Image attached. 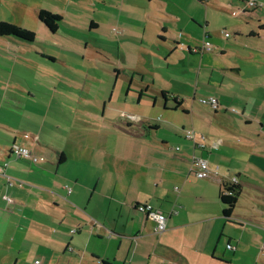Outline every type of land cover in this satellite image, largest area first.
<instances>
[{
	"label": "crops",
	"instance_id": "0c3cea01",
	"mask_svg": "<svg viewBox=\"0 0 264 264\" xmlns=\"http://www.w3.org/2000/svg\"><path fill=\"white\" fill-rule=\"evenodd\" d=\"M66 1L94 7L90 11L84 6L89 11L72 15L84 31H99L94 15L99 7L111 6L112 19L126 31L133 17L124 12L138 3L147 7L145 18L165 30V35L158 33L157 41L170 45L163 48L169 55L183 47L167 36L169 28L163 19L175 20L186 30L188 52L197 46L189 38L195 24L190 10L176 15L167 11L166 0ZM217 1L232 12L244 9L248 1L262 7L245 9L230 20V37H223V45L212 46L209 54L222 65L224 76L208 96L216 98L218 109L211 114L205 113L206 108L200 110L192 121L175 127L180 144L174 148L168 145L166 133L157 136L159 125L144 124L143 109L137 114L130 109L135 104L112 107L120 114L115 121L105 118L109 104L102 102L100 113L85 108L81 99L73 100L71 107L64 101L72 100V95L68 98L60 90L63 80L70 79L66 71L73 70L64 53L71 52L82 61L91 50L105 58L116 81L126 80V99L132 86L147 85L138 94L137 104L142 106L150 86L143 77L137 80L134 52L143 49V38L140 45L128 35L114 38L111 51L69 40L68 34H59V26L56 34L46 33V39L60 41L56 45L63 54L43 55L64 70L47 88L38 79L24 78L22 71L4 78L0 66V264H34L36 260L43 264H235L241 259L245 264H264V0ZM152 5L155 10L150 13ZM53 14L61 22L67 20L63 13ZM155 14L160 18H151ZM219 37L215 39L222 40ZM3 44L9 51L23 48ZM85 74L83 79H88ZM121 115L128 120H121ZM74 121L78 124H71ZM186 132L203 138L204 147L194 148ZM14 145L27 147L31 159H16L11 152ZM192 157L207 162V178H196ZM232 187L240 196L231 217L225 219L220 195L227 196ZM141 204L167 216L164 232L157 233L155 221L136 210ZM82 228L98 232L75 236ZM94 235L101 242L96 250L89 244Z\"/></svg>",
	"mask_w": 264,
	"mask_h": 264
},
{
	"label": "rangeland",
	"instance_id": "374dc122",
	"mask_svg": "<svg viewBox=\"0 0 264 264\" xmlns=\"http://www.w3.org/2000/svg\"><path fill=\"white\" fill-rule=\"evenodd\" d=\"M166 1L168 2L167 11L179 15L181 13L185 14V12L190 10V14L194 16L195 20L193 22L195 24L192 27L194 32L189 38L197 45L196 47L193 46L195 49H199L204 41H208L211 44V48L212 46L214 47L215 44L220 43V45H223V32L229 35L232 34L229 27L230 20L241 16L240 12L236 13L238 11L234 13L229 9L221 8L217 0H194V3L191 0ZM140 2L142 3L141 0ZM222 2L226 3L227 0H222ZM136 4L139 6L124 12V16L133 17L132 25H130L126 31H124L125 29H123L122 25L115 23L112 19V6L110 8L101 9L96 5L99 7L100 11L95 13L94 19L99 22L100 29L99 31L90 32L80 29L82 23L72 17V15H81L93 9L94 7L89 3L84 5L89 9L88 10L84 6L78 5L76 1L69 3L68 1L64 2V0H0V21L21 27L35 34L33 43H25L12 37L1 38L0 66L4 67V78L13 74L16 75L17 72L22 71L24 78H32L33 80L38 79L40 85L47 88L50 82H54L53 78L60 75V72H63L64 69L61 65L49 63V59L43 55V52H54L61 55L63 53L58 50L59 46L56 45L60 41L53 43L51 40L46 39L49 31L37 18V13L40 10H45L52 14L63 13L62 15H65L67 20L58 23L60 26L59 34H68L69 40H78L80 44L88 43V45L92 46H103L113 51L110 46L114 38L128 35V38L133 40L136 45H140L143 38V49H138L134 52L135 63L138 68L137 74H139V76H137L136 73L133 75L135 78L137 76V80L143 77L150 86L147 91L148 94H143L142 106L137 104L138 94L140 92L139 90L147 85L140 86L135 84L131 87L132 92L128 94V99H126V89L128 85L126 80L119 78L116 81L113 68L108 65L105 58L96 56L91 50H88V54L82 61L80 57H76L74 54H71V52L64 53L68 58L67 60H70L69 63L71 68L77 70V72L73 70L66 71L65 77L70 79H68L67 82L63 80L64 83H62L60 90H62L68 98H71L72 95V100L64 101L66 105L69 104L71 107L74 103L73 100L76 102L83 100L82 104L85 108H93L95 113H100L102 102L109 104L107 106L109 110L105 118L114 119L115 121L120 114L118 113L116 115L113 109L121 107L124 102L132 105L135 104V107L132 108V106H130V109L136 114L143 109L140 114L142 113L141 116L143 117L144 124L159 125L160 129L157 136L161 138L160 135L166 133L165 137L168 139V145H170V147L172 145V148H174L178 143L180 144V138L176 136L174 132V130H176L175 127H180L181 124L192 121L193 118L199 114L200 110L206 108L207 111L205 113L210 114L211 110L213 111L209 106L197 103L201 99H205L204 97L207 98L209 94H211L213 88H217V83L222 82V77L224 78V76L220 70L223 67L222 65L218 66L217 64L219 63H215L216 59L211 58L210 52H202V54L189 53L185 47V41L187 40L186 30L182 29L180 25L177 24V21L170 18L169 20L163 19L164 26L169 28V34L167 36L179 40L183 50L177 49L174 54L169 55L170 51L166 52L163 48L164 46L170 48V45L168 43L162 45L160 41H157L158 33L161 34L157 24L152 22V19H149L150 17L147 19L145 18L147 7L138 3ZM154 6L152 5V8L149 6L150 13L155 10ZM156 9L158 10L157 7ZM153 17L156 19L160 18L157 14L151 16V18ZM186 20L191 22L188 19ZM184 21L185 20H183V22ZM206 32L209 33L207 36L210 37V39H206L207 36L204 35ZM219 36L222 37V40L215 39H220ZM3 43H9L14 46L16 43L23 48H19L17 51H15V49L9 51L2 46L4 45ZM66 44H68V42ZM184 55L187 58L185 60L184 58L180 59ZM95 58L101 60V62L94 60ZM74 61H80L82 63L78 66L75 65ZM33 62L38 63L39 66L34 65ZM143 64L147 65L140 66ZM212 64L215 66L214 69H211ZM34 66L36 68H34ZM82 72L86 73L85 75L89 78L95 77L100 80L93 81L89 78L85 79V77L83 79ZM127 75L130 77L131 73L127 72ZM71 80H74L76 83L71 82ZM160 90H165L164 92L167 93L166 101L161 96ZM78 96L81 98L77 99ZM102 98L104 99L102 100ZM174 98L180 101L183 100L181 107L177 110H173L175 107ZM97 100L102 101L99 102ZM154 100L155 106L152 105ZM163 105L166 107L164 108ZM147 110H149L148 113ZM186 111L190 114H187ZM146 114L148 115L147 118ZM120 118L121 120H128L127 115H121ZM81 119H83V117H81ZM88 121L89 123L91 122L90 119H88ZM93 123H95V121H93ZM71 124L76 125L78 122L74 121L71 122ZM116 126L119 125L116 124ZM172 126L174 128H172ZM152 165L153 163L151 166ZM68 188L71 190L70 185H68ZM73 230L75 229H72V231ZM81 231V234L75 236L81 237L85 233L88 234V232H94L96 234L98 229L90 231L89 228H82ZM98 238L99 237H95L93 238L94 240L90 241V248L96 250L99 247L101 242L96 240ZM219 246L221 247L222 244ZM121 255L122 252H120L118 256ZM245 263L248 262L243 259L235 261V264Z\"/></svg>",
	"mask_w": 264,
	"mask_h": 264
},
{
	"label": "built area",
	"instance_id": "2783aa9c",
	"mask_svg": "<svg viewBox=\"0 0 264 264\" xmlns=\"http://www.w3.org/2000/svg\"><path fill=\"white\" fill-rule=\"evenodd\" d=\"M257 7H262L261 4H257L254 1H248L245 4L244 9L239 11L240 13H243L245 9H253ZM236 12V13H239ZM235 13V12H234ZM223 36L225 38L230 37V35L226 32H223ZM211 44L208 41H204L202 43V46L199 49H193L192 52L194 53H202V52H211ZM199 104L209 106L211 109L216 110L218 109V102L215 97H208L205 99H201L198 101ZM185 137L192 141L193 147L196 149H201L204 147L203 144V138L202 139H196L194 135L191 132H186ZM11 152L13 155L18 159H31L32 155L30 150L27 147L14 145L11 148ZM0 167V172L2 171ZM191 170L194 172L196 178L198 179H204L207 178L210 173V168L205 160L198 159L195 157H192L191 160ZM8 202H11L10 199H6ZM136 210L150 216L155 221V231L157 233L164 232L166 229V222H167V216L159 211H156L153 209V207L149 204H141L136 206ZM75 231H71V233H74ZM230 248V247H228ZM34 264H43L42 261L36 260L34 261Z\"/></svg>",
	"mask_w": 264,
	"mask_h": 264
},
{
	"label": "trees",
	"instance_id": "16d2710c",
	"mask_svg": "<svg viewBox=\"0 0 264 264\" xmlns=\"http://www.w3.org/2000/svg\"><path fill=\"white\" fill-rule=\"evenodd\" d=\"M37 18L46 27L49 33L56 34L57 29L59 27L58 23L61 22V18L58 15L52 14L45 10H40L37 13ZM161 34H165L164 29L161 30ZM4 37H12L25 43H33L35 40V34L33 32L12 25L10 23L0 21V38ZM207 38L209 37L207 36L206 39ZM159 39H163L162 35L159 36ZM189 53H191V51ZM161 96L164 98L165 101L167 100V93L161 92ZM173 101L175 102V107L173 108V110H177L181 107L182 103L180 100L174 98ZM148 128L153 129V127L151 126H148ZM227 193V196L223 194L220 195V201L223 206L222 213L225 219L231 217L232 212L237 206L238 197L240 196L239 191L236 187L230 188L229 190H227ZM103 264L106 263L104 262Z\"/></svg>",
	"mask_w": 264,
	"mask_h": 264
}]
</instances>
